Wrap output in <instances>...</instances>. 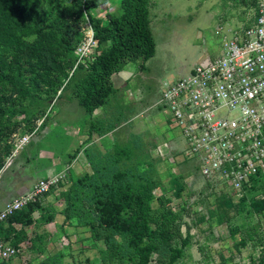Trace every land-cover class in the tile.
<instances>
[{"label": "trees", "instance_id": "16d2710c", "mask_svg": "<svg viewBox=\"0 0 264 264\" xmlns=\"http://www.w3.org/2000/svg\"><path fill=\"white\" fill-rule=\"evenodd\" d=\"M110 1L116 7L106 11L105 18L94 14ZM242 2L257 6V0ZM88 23L97 51L76 67ZM151 23V0H0V171L12 156L15 135L22 129L32 133L41 119L43 125L51 103L66 91H73L91 116L107 104L114 93L112 78L127 64L140 61L145 69L156 54ZM142 154L136 137L117 155L94 163V173L71 180L62 193L66 207L61 230L69 244L49 254L37 237L31 242L45 257L27 264H92L80 261L71 250L72 236L80 231L87 235L83 240L89 247L98 250V264H153L155 258V264H178L193 242L186 222L193 212L186 200L189 188L183 175L172 174L166 183L160 180L154 162ZM233 194H221L208 206L209 216L217 225L229 224L237 252L258 243L260 255L252 256L250 264H264V175L252 179L239 204ZM174 200L182 203L176 208ZM38 208L34 202L9 217L0 225V238L14 247L27 241L24 228L34 225ZM244 208L258 218L246 229L230 217L231 210ZM15 224L23 229H15ZM221 258L220 264H227Z\"/></svg>", "mask_w": 264, "mask_h": 264}, {"label": "built area", "instance_id": "2783aa9c", "mask_svg": "<svg viewBox=\"0 0 264 264\" xmlns=\"http://www.w3.org/2000/svg\"><path fill=\"white\" fill-rule=\"evenodd\" d=\"M86 26L76 67L97 51L94 31L90 23ZM229 32L213 60L194 66L185 78L164 84L160 104L181 129L186 158L198 159L201 178L215 191L243 194L252 187L254 177L264 175V0H257L252 25ZM35 132L15 135L9 160ZM65 179L62 173L40 180L30 192L6 203L0 225L29 204L40 202ZM20 252L0 238V260L11 261Z\"/></svg>", "mask_w": 264, "mask_h": 264}, {"label": "crops", "instance_id": "0c3cea01", "mask_svg": "<svg viewBox=\"0 0 264 264\" xmlns=\"http://www.w3.org/2000/svg\"><path fill=\"white\" fill-rule=\"evenodd\" d=\"M231 10L232 20L227 23L233 29L248 27L255 21V8L245 6L242 0L235 2ZM145 70L140 61L127 64L112 78L114 93L107 104L95 110L91 116L86 114L74 98L73 91H66L54 101L47 120L43 125H37L35 134L24 149L7 161L0 172V211L9 201L30 192L40 180L66 174L65 182L53 188L38 202L39 208L33 214L34 225L24 228L28 240L17 246L21 252L9 264H17L20 255L30 254L27 245L32 244L31 241L37 237L41 238L49 254L55 251L61 240L66 239L61 230L64 223L62 213L66 207L62 193L67 191L71 180L94 173V163L105 156L117 155L119 148L133 142L134 138L142 139L143 113L160 109L165 118L164 124L169 128L167 109L160 104L162 93L158 99L148 98L141 90V79H146L143 74ZM55 106H58V111H55ZM153 116L150 121L158 122V115ZM143 142L140 141L142 155L154 162L156 173H168L169 180L172 174L180 173L177 175H183L187 181L193 177L186 176V173L195 169L197 176L201 178L198 159H188L193 160L189 165L186 164L187 161H183V172H177L175 168L168 169L163 162L166 155L173 156L176 151L165 144L166 148L155 149L157 157L154 158L150 154L153 150L146 151ZM52 217L54 221H46ZM14 227L17 230L23 229L20 224H15ZM86 236L80 231L72 239L81 241Z\"/></svg>", "mask_w": 264, "mask_h": 264}, {"label": "rangeland", "instance_id": "374dc122", "mask_svg": "<svg viewBox=\"0 0 264 264\" xmlns=\"http://www.w3.org/2000/svg\"><path fill=\"white\" fill-rule=\"evenodd\" d=\"M235 2L238 3L241 0H151V26L156 41V54L145 64L146 70L143 74L147 80L141 79V90L145 97L158 99L165 83L187 77L194 66L208 63L220 53L223 39L231 36L229 30L233 28L227 22L232 20L231 9ZM115 7L116 2L110 1L96 9L94 14L105 18L106 11H113ZM85 27L87 26L85 25ZM85 27L83 32H85ZM54 108L55 111H58V106ZM166 111L168 112L166 118H169L171 130L166 126L167 124H164L163 111L155 108L150 112L143 113L141 119L142 139H139L144 141L146 151L153 150V153L151 151L150 154L154 158L157 157L155 149L166 148L165 144H168L171 150L176 153L173 156L166 155L163 162L168 169L175 168L177 172H183L181 171L184 170L183 161H187L186 164L189 165L193 160L186 158V140L181 129L172 124L171 113ZM154 114L158 115L159 120L157 118L158 122L152 123L150 120ZM26 134L27 132L22 129L17 136ZM158 174L159 179L162 178L163 182L166 183L169 180L168 173ZM186 176L193 177L186 181L190 193L186 200L193 210L191 218L186 222L192 227L193 242L178 264H220L221 256L225 257L227 264H250L252 256L260 255L259 244L250 242L246 248L237 252L234 246L235 241L230 236L229 224L217 225L216 221L210 218L207 210L208 206L213 205L221 194L228 191H215L212 185L197 176L195 169L189 170ZM156 193L160 195L159 190ZM233 196L234 203L239 204L242 194L234 193ZM181 203L180 200H174L176 208ZM230 217L232 223L242 229L250 228L258 222L257 217L249 215L247 208L241 211L231 210ZM183 231H186L185 227ZM241 237L242 234L239 233L236 240L240 241ZM72 241L71 250L75 257L83 262L89 259L92 264L99 263L97 260L98 250L90 248L89 243L85 240H81V244L75 238ZM68 244L67 238L61 240L54 252L61 251ZM27 249L30 254L20 255L17 264H27L45 257V254L36 250L35 244L27 245ZM67 261H71V259L68 258ZM155 263L156 258L153 261V264Z\"/></svg>", "mask_w": 264, "mask_h": 264}, {"label": "water", "instance_id": "95a60500", "mask_svg": "<svg viewBox=\"0 0 264 264\" xmlns=\"http://www.w3.org/2000/svg\"><path fill=\"white\" fill-rule=\"evenodd\" d=\"M54 101L52 102V105H53Z\"/></svg>", "mask_w": 264, "mask_h": 264}]
</instances>
